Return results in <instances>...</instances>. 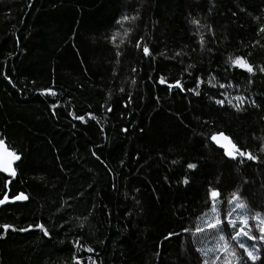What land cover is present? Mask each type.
<instances>
[{"label":"trees","instance_id":"16d2710c","mask_svg":"<svg viewBox=\"0 0 264 264\" xmlns=\"http://www.w3.org/2000/svg\"><path fill=\"white\" fill-rule=\"evenodd\" d=\"M261 28L264 0H0V137L22 156L0 199L29 197L2 205L0 226L33 225L0 227V264H203L193 234L210 189L222 219L234 192L264 213ZM220 133L258 159L227 157Z\"/></svg>","mask_w":264,"mask_h":264},{"label":"snow or ice","instance_id":"6c2138e0","mask_svg":"<svg viewBox=\"0 0 264 264\" xmlns=\"http://www.w3.org/2000/svg\"><path fill=\"white\" fill-rule=\"evenodd\" d=\"M137 19V16H129L124 15L121 17V21H118L119 24L123 27V22L127 21H134ZM195 25H200V20L193 19L192 21ZM261 31L264 32V28H261ZM132 32L131 28H125L123 31V37H128L129 34ZM121 36V33L119 30H117L112 36L111 40L113 42L116 41L117 37ZM140 40H143V37L140 38ZM140 40L137 41V47L141 46ZM201 40H203V36H201ZM125 40L121 39L120 44H124ZM118 47V45H117ZM143 53L145 55L150 54L149 47L145 44L143 46ZM117 55H119V52H117ZM232 64L234 66H237L249 73H252L255 75L257 69L253 66L252 63H250L248 60H246L243 57H236L234 60H232ZM135 71V69H133ZM260 73H264V67H260L258 69ZM161 84L166 83V81L161 78L159 81ZM135 83V81H133ZM177 88L183 89V85L179 80L175 81V84L173 85ZM46 94H50L55 96L56 93L52 89H46L44 90ZM123 91V89H121ZM189 91H194L193 89H189ZM199 92H196V95H199ZM245 97L243 96H236L235 100L237 103L233 104L232 100H228V104L235 107L237 110L241 108V105L245 101ZM216 103L223 105L225 103L224 100H217ZM254 103V101H253ZM59 105H54L53 107H58ZM111 111V109H109ZM77 119L84 120L83 116L77 117ZM124 131H127V129H124ZM221 136H224L223 133H220ZM224 139L228 140L229 144L231 145V148L226 152L227 157L236 160L240 157H246L248 160H257L258 156L254 155L251 151H245L243 150L236 142H233L229 137L224 136ZM211 140L215 143L219 144L220 141L217 139L216 135L211 136ZM260 152L264 153V144L260 147ZM95 155V153H94ZM22 156L15 150L11 149L7 146V142L4 138L0 137V172L9 174L12 177H15L17 175L16 162L21 161ZM242 162V161H241ZM189 169H196L197 164L195 163H189L187 165ZM184 183L187 184L188 180L185 179ZM209 201H211V211L216 214L215 219L211 222L206 223L205 228H199L197 227L195 230V234H204L208 233L210 235H213L219 243L216 245V250L220 253H223V256L221 255H214L211 258H209V253L213 252V249H207L204 248L197 249L198 252L202 253L204 256L203 264H248V261H251L252 264H256V262H260V264H264V260L261 259V252L264 251V213L257 212L254 215L249 213L248 205L245 201L242 200L240 192H234L232 194V197L227 203H233L235 202V208L232 212H228L224 215V218H221L220 210L217 207L216 200L221 197V193L219 189H210L209 193ZM29 199L28 196H26L23 192L19 193L18 195H13L11 197V201H27ZM9 195L8 193H4L3 198L0 199V205H5L6 203H9ZM241 210L240 213L236 215V218H232L233 214L236 212V210ZM84 219H87L86 217ZM252 221H255L256 223L253 224ZM3 228L4 233L6 234L9 229L13 231H29L33 227V225H29L28 228H19L15 229L10 224H4L0 226ZM35 228L40 229L45 236L49 235V230L45 228V225L43 223L34 225ZM231 229V232H227L228 229ZM256 229V231L259 233L254 234L253 229ZM184 232H188L189 230L187 228L183 229ZM227 233V234H226ZM234 233V234H232ZM173 235H178L176 233H169L168 237H171ZM244 236L248 238L249 240L253 241H261L259 245H251L248 246L245 243L239 242L238 248L233 247V245L230 243V240L238 241L239 237ZM166 237V239L168 238ZM2 238V236H0ZM79 243V242H78ZM239 250H243L240 252ZM87 252L91 253L94 251L92 247H88L86 249ZM76 260V264H86V261L81 258L74 256L73 257ZM88 260H92L91 257H88ZM92 264H96L95 260H92Z\"/></svg>","mask_w":264,"mask_h":264},{"label":"rangeland","instance_id":"374dc122","mask_svg":"<svg viewBox=\"0 0 264 264\" xmlns=\"http://www.w3.org/2000/svg\"><path fill=\"white\" fill-rule=\"evenodd\" d=\"M228 100H232V98L229 97ZM234 208H235V202H234ZM240 211L241 210L237 209L236 212L233 214V217L232 218H236V215L238 213H240ZM215 216H216V214L211 211V207H210L209 210L201 218L200 228H205L206 223L211 222L212 220H214L215 219ZM210 238H212V237L207 232L204 233V234H197V239L195 240V242H196V244L198 246H202L201 248H203L205 244H207V245L211 244L209 242L210 241ZM247 241H248V238H246L244 236H241V237H239V239H238L237 242L238 243L239 242H242V243H245L248 246H251ZM217 244H218V242H216L214 245H212L209 249H213V251L215 253H218L219 251L216 250V245Z\"/></svg>","mask_w":264,"mask_h":264},{"label":"water","instance_id":"95a60500","mask_svg":"<svg viewBox=\"0 0 264 264\" xmlns=\"http://www.w3.org/2000/svg\"><path fill=\"white\" fill-rule=\"evenodd\" d=\"M216 136H217V139L220 141V143L217 144V143H215L214 141H213V143L215 144L216 147L222 149V150L224 151L225 155H226V152L231 148V145L229 144L228 140L224 139V136H221L220 134H217ZM10 150H11V149H10ZM226 156H227V155H226ZM4 174H5V173H4ZM5 175H7V176H11V175H9V174H5ZM19 193H21V192H19ZM19 193H18V194H19ZM18 194H17V195H18ZM1 199H2V198H1ZM9 199H10V202H9V203H14V202L11 201V197H9ZM15 202H24V201H15ZM9 203H6V204H9ZM1 206H2V205H0V207H1Z\"/></svg>","mask_w":264,"mask_h":264},{"label":"bare ground","instance_id":"6f19581e","mask_svg":"<svg viewBox=\"0 0 264 264\" xmlns=\"http://www.w3.org/2000/svg\"><path fill=\"white\" fill-rule=\"evenodd\" d=\"M2 173V172H1ZM4 174V173H3ZM26 195V194H25ZM211 241V240H210ZM212 242V241H211ZM221 255V254H220Z\"/></svg>","mask_w":264,"mask_h":264}]
</instances>
